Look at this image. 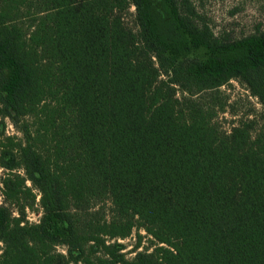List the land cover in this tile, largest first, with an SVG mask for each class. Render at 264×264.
Here are the masks:
<instances>
[{
	"label": "trees",
	"instance_id": "1",
	"mask_svg": "<svg viewBox=\"0 0 264 264\" xmlns=\"http://www.w3.org/2000/svg\"><path fill=\"white\" fill-rule=\"evenodd\" d=\"M231 80L264 108V32L217 38L187 0H0L3 198L42 210L0 207V264H264V127L195 97ZM136 228L127 260L106 239Z\"/></svg>",
	"mask_w": 264,
	"mask_h": 264
},
{
	"label": "rangeland",
	"instance_id": "2",
	"mask_svg": "<svg viewBox=\"0 0 264 264\" xmlns=\"http://www.w3.org/2000/svg\"><path fill=\"white\" fill-rule=\"evenodd\" d=\"M158 6V3H156ZM188 8L192 12V20L199 26H207L217 38L226 40L240 39L256 31L264 32V0H187ZM123 24L136 31L133 10L130 8L123 13ZM209 93H199L195 97H203L204 103L214 106L215 118L213 122L224 132L246 120H255L256 128L264 127V108L258 100L251 96L244 84L231 80L221 86L212 96ZM206 95V96H204ZM187 96L177 90V97ZM9 139H21V134L13 127L8 118L0 116V151L1 146L10 145ZM10 174L23 176L20 168L7 171L0 167V207H7L13 217L19 216V209L25 205L24 221L36 224L41 218L40 193L27 183L34 200H22L20 203L5 202L3 198L2 181ZM107 242H117L122 245V253L127 260H131L137 252L150 251L151 238L141 228L134 229L123 239H106ZM0 244V251H1ZM56 251L64 254L61 246Z\"/></svg>",
	"mask_w": 264,
	"mask_h": 264
}]
</instances>
